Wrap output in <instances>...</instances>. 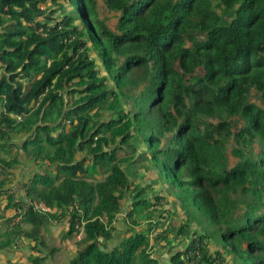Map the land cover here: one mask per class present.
Here are the masks:
<instances>
[{
    "label": "trees",
    "instance_id": "16d2710c",
    "mask_svg": "<svg viewBox=\"0 0 264 264\" xmlns=\"http://www.w3.org/2000/svg\"><path fill=\"white\" fill-rule=\"evenodd\" d=\"M21 156L52 211L0 222L30 250L0 264H54L51 221L83 233L65 264H264V0H0L5 211Z\"/></svg>",
    "mask_w": 264,
    "mask_h": 264
},
{
    "label": "rangeland",
    "instance_id": "374dc122",
    "mask_svg": "<svg viewBox=\"0 0 264 264\" xmlns=\"http://www.w3.org/2000/svg\"><path fill=\"white\" fill-rule=\"evenodd\" d=\"M109 16L111 19L115 17L114 14H110ZM12 149H13V153L18 152L16 148H12ZM20 160L22 161V163L19 166H16L15 169L8 171L9 173L8 177L11 179L10 188L11 190L15 189L14 192H15L16 197L18 196L24 197L25 193H24V190L22 189V180L26 179L28 173L32 169L31 168L32 165L30 162H28L27 164L23 163V161H26L25 159L23 160V156H21ZM2 176L4 175L0 173V178H2ZM167 192L168 191L162 194L163 200L166 199V201L164 200L165 203L159 209H161V213L163 214V216H166L167 222L172 223L174 226H176L177 223H180L181 221L186 220V217L184 213L182 212L180 206L176 202V199L172 196L171 192L170 193L169 192L167 193ZM5 204H6L5 201H0V222L1 223L4 222L6 217L12 216L15 212L13 208H12L13 211L12 209L10 210V208L8 209L9 211H5L4 209ZM128 204H129V201L127 203L122 204L123 210L121 214H119L118 220H117L118 233H120L121 229H124V228L132 227L134 229H140L145 226L144 222L142 221L139 222V220H136V219L135 221L137 222V224H134V225L128 219H124L123 221L122 216L125 214L123 212L127 210ZM147 212H150V211L148 210L146 211V213ZM199 227H200L199 225L194 224L192 228L198 229ZM66 232H67V224L65 223V221L61 223H55L51 221L50 224H48L45 228V237H44L45 241L49 245L59 248V251L55 254V257L52 260L54 264L67 263V261L72 257L71 255H73L76 251V241L80 240L83 236V233H81V231L75 232L74 235L67 237L66 242H63L62 238H64V236L66 235ZM170 235L171 234H169V236ZM154 236L155 234H153L152 237L150 236L151 238L150 244H153L152 239L154 238ZM114 242H117V238L112 240L111 244L114 245ZM24 244L26 245V242H24ZM183 246H185L184 241L182 244H179V245L175 244L174 249L181 248ZM12 252L13 253L0 252V259L10 258L12 259L13 262L24 263L26 260H28V255L30 254V250L26 248L25 246H17L14 248ZM154 253L156 254L158 252H154ZM160 256L164 260L163 264H167V262H169L170 254H168L167 251H161Z\"/></svg>",
    "mask_w": 264,
    "mask_h": 264
},
{
    "label": "built area",
    "instance_id": "2783aa9c",
    "mask_svg": "<svg viewBox=\"0 0 264 264\" xmlns=\"http://www.w3.org/2000/svg\"><path fill=\"white\" fill-rule=\"evenodd\" d=\"M12 192H14L12 190ZM18 200H20L19 198H16ZM20 208L18 210H15L13 216L15 215V219H14V223H22V219L24 217V213L26 212L27 209H29L30 207L32 208V210L38 211V212H42V213H47V212H51L52 210L46 206L43 202L40 201H36V200H30L28 199L25 195L22 198V201L20 202Z\"/></svg>",
    "mask_w": 264,
    "mask_h": 264
},
{
    "label": "crops",
    "instance_id": "0c3cea01",
    "mask_svg": "<svg viewBox=\"0 0 264 264\" xmlns=\"http://www.w3.org/2000/svg\"><path fill=\"white\" fill-rule=\"evenodd\" d=\"M13 191H15V189H13ZM9 211V210H8ZM12 211H13V209H12ZM13 213V212H12Z\"/></svg>",
    "mask_w": 264,
    "mask_h": 264
}]
</instances>
